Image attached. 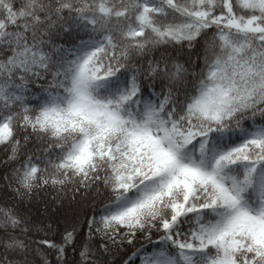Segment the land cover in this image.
Returning <instances> with one entry per match:
<instances>
[{"label": "snow or ice", "instance_id": "snow-or-ice-1", "mask_svg": "<svg viewBox=\"0 0 264 264\" xmlns=\"http://www.w3.org/2000/svg\"><path fill=\"white\" fill-rule=\"evenodd\" d=\"M0 264H264V0H0Z\"/></svg>", "mask_w": 264, "mask_h": 264}]
</instances>
